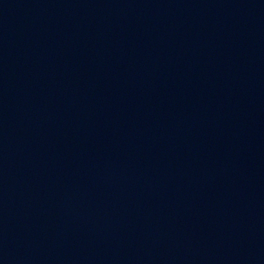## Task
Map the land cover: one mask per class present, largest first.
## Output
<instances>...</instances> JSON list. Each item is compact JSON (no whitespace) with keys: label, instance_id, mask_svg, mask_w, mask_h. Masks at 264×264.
<instances>
[{"label":"water","instance_id":"95a60500","mask_svg":"<svg viewBox=\"0 0 264 264\" xmlns=\"http://www.w3.org/2000/svg\"><path fill=\"white\" fill-rule=\"evenodd\" d=\"M0 264H264V0H0Z\"/></svg>","mask_w":264,"mask_h":264}]
</instances>
